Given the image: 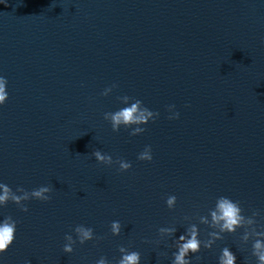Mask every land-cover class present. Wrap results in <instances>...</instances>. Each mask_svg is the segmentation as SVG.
I'll return each instance as SVG.
<instances>
[{"label": "water", "instance_id": "water-1", "mask_svg": "<svg viewBox=\"0 0 264 264\" xmlns=\"http://www.w3.org/2000/svg\"><path fill=\"white\" fill-rule=\"evenodd\" d=\"M0 76V182L52 187L50 200L24 201L27 211L0 207V220L18 221L0 264H114L118 245L140 264H171L189 223L202 240L212 230L198 215L221 195L264 223V0H0ZM123 95L159 113L144 132H114L103 118ZM146 145L152 160H138ZM94 150L131 167L99 163ZM78 224L104 238L64 253ZM159 227L177 231L161 237ZM242 232L190 253L191 264H217L225 246L235 264H255Z\"/></svg>", "mask_w": 264, "mask_h": 264}, {"label": "clouds", "instance_id": "clouds-1", "mask_svg": "<svg viewBox=\"0 0 264 264\" xmlns=\"http://www.w3.org/2000/svg\"><path fill=\"white\" fill-rule=\"evenodd\" d=\"M7 79L4 76H0V105L4 104L8 98V92L6 91ZM113 84L103 90L101 95H108L115 88ZM117 99L124 105L115 111H106L103 113V118L109 121L112 130L119 131L120 127L131 128L129 135H136L145 131L140 125L148 123L150 120H155L159 115L158 112H154L145 107L140 99L123 95L117 97ZM169 109L174 108V105H168ZM179 117L178 112H173L169 119H175ZM135 127H132L134 126ZM92 155L96 161L105 165L118 164V171H126L131 167V162L125 161L121 158H117L115 161L112 156L106 153H102L100 150H94ZM138 160L151 161V146L146 145L144 150L138 153ZM52 191L51 186L42 185L37 188L28 191L22 186H17L15 191L6 183L0 182V207L6 206L8 202H12L17 205L21 211H27V205L24 201L29 199H38L41 201H48L51 199L50 193ZM175 195H167L165 198V204L169 209L174 208L176 204ZM259 210H251V215H245L244 209L241 207L239 200H233L227 196H218L215 199L214 206L208 209L207 215H198L199 224L207 225L211 231L206 232V238L200 239V229L196 223H189L184 233L179 235L174 241L173 246L175 251L172 252L171 264H191L189 254L199 253L201 247L204 249H210L216 240L223 239L225 233H235L238 228H242L243 232L240 235V240L247 244L251 243V256L255 257V264H264V223L259 222L256 217L260 216ZM185 220L189 219L188 216L184 217ZM264 219V217H262ZM18 221L13 219L12 216H4L0 220V253L7 251L9 246L15 239L16 225ZM72 231L76 234V238L73 235L66 233L64 240L66 241L62 245V251L64 253H72L73 245L79 242L84 244L86 241L93 239L99 240L104 237H94V232L91 227H86L83 224L76 225ZM177 231L176 227H159L157 229L158 234L161 237L172 236ZM110 232L112 235H119L121 232V224L118 220L110 222ZM159 243V241H157ZM118 252L120 256L114 260V264H140V253L124 245H118ZM198 261L200 256H196ZM236 256L230 249L225 246L220 250V254L217 258V264H235ZM26 264L30 262L26 261ZM94 264H113L105 256H101Z\"/></svg>", "mask_w": 264, "mask_h": 264}]
</instances>
